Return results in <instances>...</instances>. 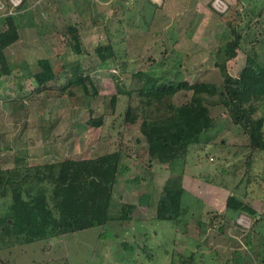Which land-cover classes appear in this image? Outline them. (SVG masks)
Segmentation results:
<instances>
[{"label":"rangeland","instance_id":"374dc122","mask_svg":"<svg viewBox=\"0 0 264 264\" xmlns=\"http://www.w3.org/2000/svg\"><path fill=\"white\" fill-rule=\"evenodd\" d=\"M89 1L85 10L79 0H23L17 9L7 0H0L6 3L0 9V30L11 15L21 34V39L6 49L11 66L18 69L28 62L34 73L41 70L39 59L52 58L58 75L57 81L50 82L55 88L40 94L31 92L34 81H21L26 84L20 96L14 78L18 72L14 76L0 75V153L4 169L95 157L114 150L123 130L127 98L120 94L117 114L108 116L102 128L88 124L90 112L101 115L106 106L104 96L118 93V87L128 84L131 74L138 70L159 74L162 67L168 69L174 58L180 57L184 65L182 77L214 82L221 88L225 56L216 51L218 37L226 30L219 17L221 7L231 8L238 1L256 11L264 7V0H161L154 2L156 5L150 0H113L112 7L102 8L98 0H91L101 6L100 11L99 7L90 9L93 2ZM58 6H63L62 17H57ZM82 19L85 25L79 24ZM258 21L261 18L246 31L243 50L236 61L228 65L233 75L239 74L247 52L254 47L261 55L264 53V30ZM68 25H80L81 52L69 43L73 40L67 33ZM258 33L260 44L256 43ZM110 38L126 64L124 70L115 58L101 62L95 52ZM77 60L93 79L97 96L85 94L82 87H75V96L57 89L66 83L71 64ZM211 114L215 118L213 128L204 142L190 147L187 163L183 164L188 191L183 202L191 212L185 232L177 229L173 221L155 219L162 186L171 168H149L126 159L130 169L119 175L115 195L121 202L137 204L140 191L147 190L149 206L138 205L132 220L109 221L104 227L70 233L59 241L53 238L27 243L20 239L10 248L8 237L4 240L5 235L0 233V264H170L176 253L193 250L206 264H264V222L253 230V216L226 209L228 196L234 195L264 217L260 191L264 190V178L252 185L255 191H246L243 175L249 139L232 123L223 106L212 107ZM126 131L128 142L139 133L135 125ZM255 163L252 172L264 175V152ZM104 188L105 183H99L95 194L101 197ZM8 199L0 200V216L6 211ZM220 213L228 215V219H222ZM210 219L215 226L208 224ZM237 253L240 261L235 260Z\"/></svg>","mask_w":264,"mask_h":264},{"label":"trees","instance_id":"16d2710c","mask_svg":"<svg viewBox=\"0 0 264 264\" xmlns=\"http://www.w3.org/2000/svg\"><path fill=\"white\" fill-rule=\"evenodd\" d=\"M219 17L226 25V30L218 37L216 50L225 56L221 67V88L214 82L191 81L182 77L183 62L180 57H175L170 67H162L159 74L145 70L132 73L130 82L120 85L118 93L104 96L106 106L101 115L94 116L95 113L90 112L88 124L102 128L108 116L117 114L120 94L127 98L123 130L119 132L120 140L114 150L95 157L65 158L11 169L3 168L0 153V200L10 198L5 202V213L0 216V233L5 235L4 240L8 237L10 248H14L16 240L20 239L27 243L53 238L59 241L64 235L104 227L109 221L132 220L138 205H150V193L141 190L137 204L117 199L115 185L119 175L130 169L126 159L146 164L149 168L156 165L171 168L172 173L162 186L155 219L173 221L177 229L185 232L186 219L191 212L190 206H184L183 202L184 195L188 193L184 185L183 164L187 163L190 147L204 142L206 134L213 128L215 118L211 108L216 106H223L232 123L249 139L243 179H246V191L248 188L255 191L252 185L264 178V175L252 172L257 156L264 152V53L261 55L255 47L247 52L245 64L238 75L231 74L228 65L235 62L239 51L243 50L245 33L256 19L261 18L258 25L264 30V7L256 11L241 6L238 1L219 13ZM66 28L73 40L69 42L70 45L81 52L78 25H68ZM20 36L15 17L8 15L0 30V75L14 76L18 72L14 78L19 96L25 92L26 83H21L24 80H32L36 84L31 90L33 94L55 88L50 84L58 80L54 70L56 63L52 58L39 59L41 70L34 73L29 70L28 62L18 69L11 66L6 49L16 43ZM260 42L259 36L256 43ZM95 52L101 62L115 58L122 70L125 69L126 64L113 38L107 44L98 45ZM23 69L27 73H21ZM75 87H82L87 95H98V88L93 79L85 74L79 60L71 64V75L57 89L75 96ZM134 125L139 133L128 142L126 130ZM1 141L0 129V145ZM102 177H106V180L103 181ZM101 182L105 183V188L98 197L95 191ZM246 191L244 194L248 193ZM260 191L264 197V190ZM226 209L233 214L247 213L253 216V230L254 226L264 222V217H259L256 209L234 195L228 196ZM219 215L224 220L228 219L225 213ZM208 224L215 226L213 219ZM176 254L170 264H206L194 250ZM239 257L237 253L235 260L240 261Z\"/></svg>","mask_w":264,"mask_h":264},{"label":"crops","instance_id":"0c3cea01","mask_svg":"<svg viewBox=\"0 0 264 264\" xmlns=\"http://www.w3.org/2000/svg\"><path fill=\"white\" fill-rule=\"evenodd\" d=\"M84 1H85L86 3H85ZM90 1H91V0H90ZM90 1H89V2H90ZM98 1L104 6V7H102V8H105V6H107V5H109L110 7H112V1H113V0H98ZM58 2H59V1H58ZM79 2L81 3L80 5H82L84 8H85V7L87 8L88 0H79ZM91 2H93V5H90ZM91 2H90V4H89V5H90V7H89L90 9L93 10V9H96V7H99L94 1H91ZM60 8L63 9V6H58V7H57V10H59L58 12H59V15H60V16H57V17H62V16L65 15V14H64V11L62 12V10H61ZM86 8H85V10H86ZM102 8H101V6L99 7L100 11H101ZM87 9H88V8H87ZM90 9H89V10H90ZM82 20H83V21H82ZM82 20H81V22H80L79 24H80V25H81V24H82V25H85L86 20H85V19H82ZM80 25H78V27H79ZM20 39H21V36H20ZM20 39H19V40H20ZM19 40H18V41H19ZM18 41H17V42H18ZM100 45H101V44H100Z\"/></svg>","mask_w":264,"mask_h":264},{"label":"built area","instance_id":"2783aa9c","mask_svg":"<svg viewBox=\"0 0 264 264\" xmlns=\"http://www.w3.org/2000/svg\"><path fill=\"white\" fill-rule=\"evenodd\" d=\"M7 1L12 6L13 9H17L21 5L23 0H7ZM152 1L156 2V3H159V1H161V0H152ZM220 2L224 3L221 0H220ZM5 4H6L5 2H1L0 3V9L6 7ZM219 6L221 7L220 3H219ZM221 8L222 9H220V10H223L222 12H225L228 9L227 6H225L224 9H223V7H221Z\"/></svg>","mask_w":264,"mask_h":264}]
</instances>
